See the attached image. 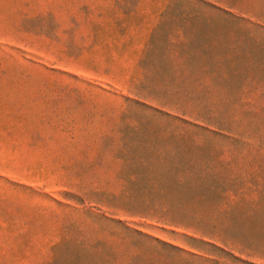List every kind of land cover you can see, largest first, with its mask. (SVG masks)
Returning <instances> with one entry per match:
<instances>
[{
    "label": "rangeland",
    "instance_id": "374dc122",
    "mask_svg": "<svg viewBox=\"0 0 264 264\" xmlns=\"http://www.w3.org/2000/svg\"><path fill=\"white\" fill-rule=\"evenodd\" d=\"M0 264H264V0H0Z\"/></svg>",
    "mask_w": 264,
    "mask_h": 264
}]
</instances>
